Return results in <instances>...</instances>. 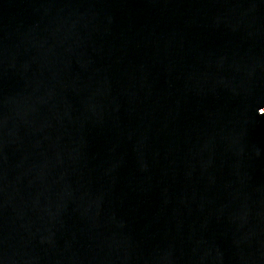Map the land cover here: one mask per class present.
Segmentation results:
<instances>
[{"label": "water", "instance_id": "1", "mask_svg": "<svg viewBox=\"0 0 264 264\" xmlns=\"http://www.w3.org/2000/svg\"><path fill=\"white\" fill-rule=\"evenodd\" d=\"M264 254V0H0V264Z\"/></svg>", "mask_w": 264, "mask_h": 264}]
</instances>
